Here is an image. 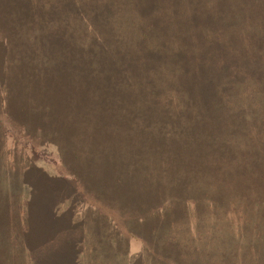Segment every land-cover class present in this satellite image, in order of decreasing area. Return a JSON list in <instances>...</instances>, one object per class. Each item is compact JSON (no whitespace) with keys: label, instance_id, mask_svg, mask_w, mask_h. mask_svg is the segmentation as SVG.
Listing matches in <instances>:
<instances>
[{"label":"rangeland","instance_id":"rangeland-1","mask_svg":"<svg viewBox=\"0 0 264 264\" xmlns=\"http://www.w3.org/2000/svg\"><path fill=\"white\" fill-rule=\"evenodd\" d=\"M0 264H264V0H0Z\"/></svg>","mask_w":264,"mask_h":264}]
</instances>
